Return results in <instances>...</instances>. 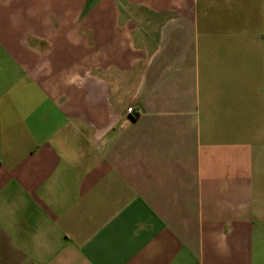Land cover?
<instances>
[{
  "label": "crops",
  "instance_id": "0c3cea01",
  "mask_svg": "<svg viewBox=\"0 0 264 264\" xmlns=\"http://www.w3.org/2000/svg\"><path fill=\"white\" fill-rule=\"evenodd\" d=\"M0 264H264V0H0Z\"/></svg>",
  "mask_w": 264,
  "mask_h": 264
},
{
  "label": "built area",
  "instance_id": "2783aa9c",
  "mask_svg": "<svg viewBox=\"0 0 264 264\" xmlns=\"http://www.w3.org/2000/svg\"><path fill=\"white\" fill-rule=\"evenodd\" d=\"M126 112L131 114L133 117L137 115V111L134 108L128 107Z\"/></svg>",
  "mask_w": 264,
  "mask_h": 264
}]
</instances>
